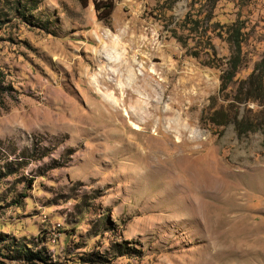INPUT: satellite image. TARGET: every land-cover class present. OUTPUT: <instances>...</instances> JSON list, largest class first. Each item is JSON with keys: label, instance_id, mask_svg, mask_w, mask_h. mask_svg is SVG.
Listing matches in <instances>:
<instances>
[{"label": "rangeland", "instance_id": "obj_1", "mask_svg": "<svg viewBox=\"0 0 264 264\" xmlns=\"http://www.w3.org/2000/svg\"><path fill=\"white\" fill-rule=\"evenodd\" d=\"M112 1L0 0V264H264V0Z\"/></svg>", "mask_w": 264, "mask_h": 264}, {"label": "trees", "instance_id": "obj_2", "mask_svg": "<svg viewBox=\"0 0 264 264\" xmlns=\"http://www.w3.org/2000/svg\"><path fill=\"white\" fill-rule=\"evenodd\" d=\"M93 9L98 21L104 26L110 28V15L113 10L112 0H92ZM237 30H229L226 34V42L229 45L231 56L224 63L225 67L221 71L219 80V99L222 103L217 104V99L212 98L209 114L205 119L214 125L234 124L239 133L248 130L259 129L257 118L252 121H246L243 116H240L237 109H234L233 104L253 103L256 106L264 107V57L255 65L252 72L246 79L239 80L238 86H235L237 79L236 73L240 64L241 40L238 37ZM178 41L180 37L173 35ZM196 52V51H193ZM197 56L196 53H192ZM208 64L215 65L211 59ZM235 86V88H234ZM233 92H235L233 94ZM225 102V103H224ZM239 109V108H238ZM251 112V111H250ZM258 116V113L253 114Z\"/></svg>", "mask_w": 264, "mask_h": 264}, {"label": "bare ground", "instance_id": "obj_3", "mask_svg": "<svg viewBox=\"0 0 264 264\" xmlns=\"http://www.w3.org/2000/svg\"><path fill=\"white\" fill-rule=\"evenodd\" d=\"M124 115H126V113L124 112ZM175 124H176V122H175ZM132 128H134V129H139L138 127H136V126H133Z\"/></svg>", "mask_w": 264, "mask_h": 264}]
</instances>
